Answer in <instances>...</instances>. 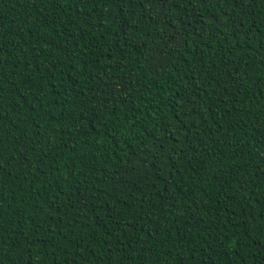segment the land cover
I'll return each instance as SVG.
<instances>
[{
    "label": "trees",
    "instance_id": "1",
    "mask_svg": "<svg viewBox=\"0 0 264 264\" xmlns=\"http://www.w3.org/2000/svg\"><path fill=\"white\" fill-rule=\"evenodd\" d=\"M0 264H264V0H0Z\"/></svg>",
    "mask_w": 264,
    "mask_h": 264
}]
</instances>
